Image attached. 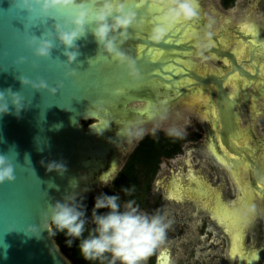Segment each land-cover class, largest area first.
Masks as SVG:
<instances>
[{"label":"water","instance_id":"water-1","mask_svg":"<svg viewBox=\"0 0 264 264\" xmlns=\"http://www.w3.org/2000/svg\"><path fill=\"white\" fill-rule=\"evenodd\" d=\"M85 2L91 8L94 0ZM137 2L126 0V6L150 19L147 7L135 8ZM197 5L198 19L178 23L160 44L148 39L151 25L147 20L142 29H129L130 38L123 50L136 59L143 76L140 82L133 83L117 62L99 52L90 31L92 24L87 26L86 37L76 41L80 54L71 66L66 63L64 48L55 39L49 58L36 56L28 41L33 35L52 39L49 34L55 32L53 25H63L66 13L58 10L44 14L38 5L29 12L22 0H0V91L11 88L20 92L25 101L19 115L12 105L9 113L0 114V153L14 158L16 164L15 181L0 184V264H72L57 245L50 224L38 237L26 234L28 226L39 227L42 213L66 195L75 193L77 199L91 193L94 185L101 184L102 174L111 180L118 170V147L126 138L117 137L120 127L133 121L143 124L153 120L148 115L153 105L163 101L168 110L180 101V95L198 84L206 92L208 85L215 88L208 94L221 127L229 128L226 147L251 164L255 161L232 141L237 117L234 104L240 99L233 102L224 82L234 71L248 79L242 98L254 81H264V37L250 23L214 32L205 21L200 0ZM225 32L238 34L249 44L246 63L256 67L255 76L237 61L232 50L219 48ZM201 43L207 46L198 47ZM194 52L222 59L229 70L205 76L194 73L189 64V54ZM21 57L25 58L24 63H19ZM72 69L77 74L68 76ZM20 76L33 81L43 79L58 92L53 95L48 90L34 91L21 84ZM116 89H124L123 94L116 95ZM136 103L144 104L143 109L133 107ZM97 104L103 110L95 109ZM201 109L208 107L203 105ZM109 119L114 121L103 135L91 130L93 121L102 126ZM11 146H15L18 160L15 152L9 150ZM51 161L63 162L67 171L63 175L48 172L46 165ZM258 181L264 183L261 172Z\"/></svg>","mask_w":264,"mask_h":264},{"label":"clouds","instance_id":"clouds-1","mask_svg":"<svg viewBox=\"0 0 264 264\" xmlns=\"http://www.w3.org/2000/svg\"><path fill=\"white\" fill-rule=\"evenodd\" d=\"M22 5L29 12L34 11V5H38L44 14L58 10L66 13L63 25L60 23L53 25L55 32L49 34L52 39L33 35L28 41V46L34 48L36 56L49 58L54 49L52 41L55 39L64 48L66 63L71 66L80 54L76 41L86 37L89 31L87 26L92 24L90 31L99 46V52L117 62L118 67L127 72L133 83L140 82L143 76L136 59L123 50V45L130 38L129 29H142L147 20L151 25L148 39L160 44L165 42L178 23H192L199 16L197 0H138L135 8L147 7L150 19L142 15L138 16L137 11L126 6V0H94L91 8L86 5L85 0H22ZM197 46L207 45L201 43ZM24 62L25 58L21 57L19 63ZM76 74L75 69L67 73L68 76ZM18 79L23 86H31L34 91L48 90L53 95L58 92V88H50L43 79L33 81L23 76ZM60 87H63L62 83ZM123 92L124 89L115 90L116 95H122ZM10 105L15 107V114L19 115L25 107L20 92H13L11 88L0 91V114L9 113ZM94 108L103 110L100 104L95 105ZM148 115L154 122L153 131L157 130L168 118L165 102L160 101L157 105H153ZM113 121L109 119L102 126L93 121L90 128L95 134L103 135L105 131L110 130ZM165 131L174 138H183L185 134L183 129L175 126ZM145 134L146 130L141 122L133 121L121 126L117 137L123 135L133 140L141 139ZM9 150L15 152V160H18L15 146H11ZM25 158L31 163L29 156L26 155ZM44 163L42 160L41 164ZM15 168L14 158L0 153V184L15 181ZM46 168L48 172L55 171L60 175L67 171L66 165L57 161L47 163ZM104 177L105 173L100 177V181L106 186L109 181ZM52 185L58 187L54 183ZM122 191L131 194L128 188H122ZM76 197L75 193L69 194L63 198V201L58 200L51 204L48 210L42 213L41 225L39 227L29 225L26 234L38 237L43 230H48L46 225L50 224L54 232L65 234L68 247L79 241L78 248L85 260H102L106 255H110V264H146L149 257L165 243L167 231L171 226V221H168L166 216L159 212L155 214L141 212L138 207L133 206V201L125 202L122 206L119 195L105 193L95 197L91 212L93 227L88 230V235L85 237L88 223L86 207L82 202H78ZM102 209L108 211L101 213ZM252 211L254 209H248L245 215Z\"/></svg>","mask_w":264,"mask_h":264},{"label":"flooded vegetation","instance_id":"flooded-vegetation-1","mask_svg":"<svg viewBox=\"0 0 264 264\" xmlns=\"http://www.w3.org/2000/svg\"><path fill=\"white\" fill-rule=\"evenodd\" d=\"M221 4L225 7L223 0ZM261 96L264 94H260L257 86L255 101ZM256 113L253 115H258ZM203 115L207 119L205 127L207 142L191 146V148L187 147L188 143L203 139L201 128L197 129L195 126L187 128L191 131L189 134L192 135L187 138L184 136L183 138L171 137L164 130L148 133L138 141L109 186H113L117 176L139 145L148 138L154 140L157 153L150 161L136 167V175L133 176L134 180L131 182V187L135 188L132 201L133 206L138 207L141 212L148 214L159 212L166 216V219L171 221V226L167 231L165 243L149 257L146 264H231V236L224 224L218 221L213 207L221 210L227 206L232 208L237 204L243 192L229 165L222 159L220 146L215 142L218 138L228 153L229 150L224 141L227 140L226 135L229 128L221 127L218 119L215 122L217 124L214 125L206 114ZM262 127L264 129V125ZM250 129L255 137L253 138L255 143L252 146L258 148L262 159L264 148H259V146H264V140L257 137L253 128ZM244 144L241 143V145ZM157 155L158 159L155 158ZM181 155H185L181 165L170 168L173 161ZM261 159L251 164L254 168L251 167L249 172L243 171V179L246 173L249 174L248 181L254 186L260 175ZM214 161L219 163L226 176L231 177L236 190L227 187L228 191H226L218 187L221 177L216 172ZM207 191L212 199L209 204L203 202L202 198L208 195ZM230 197H234V202H231ZM124 203L121 201L122 206ZM261 214L262 209L257 206L255 214L244 228L243 249L234 257L236 264H264V220L260 217ZM249 238L253 241L252 244H249Z\"/></svg>","mask_w":264,"mask_h":264},{"label":"rangeland","instance_id":"rangeland-1","mask_svg":"<svg viewBox=\"0 0 264 264\" xmlns=\"http://www.w3.org/2000/svg\"><path fill=\"white\" fill-rule=\"evenodd\" d=\"M200 2L205 21L212 31H221L227 22H229L230 28L239 24L251 22L258 27L264 37V0H235L234 6L228 9L222 6L221 0H200ZM239 45V42L234 39L230 40L229 42L230 49H234ZM189 57L192 59V61H195L197 63V71L221 73L228 70V64L225 61H223L222 59H217L212 55H202L194 52L190 54ZM234 89L235 84L229 83L227 86V90L229 92H232ZM249 90L252 92L251 99H254V95L257 92V84H254ZM201 92L202 95L207 97L206 99L200 97L198 92L196 93V97H194V95H187L183 100L175 102V104H173L167 110V120L164 121L157 130L165 131V129L175 126L183 129L185 131L184 137L187 138L192 136L191 134H189L191 131L187 130V128L195 126L197 127V129L201 128V131L203 132V139L201 141L196 139V142L188 143L187 147L191 148V146L194 147L198 144L207 142L205 132L207 119L203 115L204 109H201V106L205 105V103L207 102H210L212 98L209 96V94L205 93V91L202 90ZM195 100L198 102L197 104L189 103L194 102ZM256 103L259 110V112L256 113L258 114L256 116L253 115V113L250 111L249 105L245 104L244 102H242L241 106L237 110L242 116L241 125L246 128H253L257 137L261 140H264V129L262 127L264 125V96H261L258 100H256ZM133 107L143 109L144 104L136 103L133 105ZM141 125L145 128L146 134L154 132L153 120L145 122ZM139 140L140 139L129 140L127 137L124 138V140L121 142V146L118 147V170L113 173L111 180H108L109 183L106 186L102 183L100 185H94L93 190L89 194H97L111 185L113 179L120 171V169L124 166L128 156L133 151ZM250 142L252 145H254L255 140L253 138H250ZM184 159L185 155H181L173 161L170 168L180 166L181 162H183ZM214 164L216 165V172H218L219 177H221V181L218 187L223 188L226 191H228L227 187L232 188V190H236V186H234L231 177L225 175L219 163L214 161ZM244 177L245 180L250 179V175L247 173L246 175H244ZM229 199L231 200V202H234V197H230ZM256 202L257 206L262 209V214L260 215V217L264 220V197L258 198ZM252 243L253 241L249 238V244Z\"/></svg>","mask_w":264,"mask_h":264},{"label":"bare ground","instance_id":"bare-ground-1","mask_svg":"<svg viewBox=\"0 0 264 264\" xmlns=\"http://www.w3.org/2000/svg\"><path fill=\"white\" fill-rule=\"evenodd\" d=\"M250 23L253 25L258 32L261 34V31L258 29V27L255 24H252L251 22H246ZM235 27V26H234ZM230 29L229 27V22H227L224 27L222 28L221 31ZM220 32V31H219ZM262 35V34H261ZM263 36V35H262ZM237 40L239 42V46H237L234 49L229 48V42L230 40ZM219 48L222 51H233L235 54V57L237 61H240V64L245 67L246 70H248L252 76H255V69L256 67L252 65H249L248 62V56L250 53V46L249 44L245 41L244 38L239 36L238 34L231 33V32H225L224 34L221 35L220 42H219ZM190 55V54H189ZM245 61V62H244ZM189 64L194 73H197L201 76H205L206 74H220V73H215V72H200L197 71L198 69L197 63L195 61H192V59L189 57ZM249 65V66H248ZM229 83L235 84V89L232 92H229L227 90V86ZM249 83V80L246 79L245 77L240 76L237 71H234L230 76L225 80L224 86L226 90L229 92V97L236 102L235 105V112L237 113V117H234V126H233V132H232V141L233 143L243 151L247 152L250 154L255 161L259 162L260 156L258 153V148H255L252 146L250 142V138H254V135L252 133V129L250 128H243L241 125L242 121V116L237 110L242 102H245L246 104L249 105L250 111L254 114L258 111V105L255 101V99H251L252 92L249 90L254 84H257L260 94H264V81H254L245 91L244 94L241 98L242 95V90L243 88ZM208 91L204 89L203 86L200 84L188 89L185 91L182 95H180L177 99L178 100H183L185 96L187 95H194V97L197 96L196 93L199 92V96L206 99L207 97L202 95V90L205 91V93L208 94V92H214V87L212 85L206 86ZM202 89V90H201ZM176 99V101H177ZM175 101V100H174ZM173 101V102H174ZM193 104H197L198 102L195 100L194 102H189ZM205 105L208 107V110L203 111V114H206L211 122H215V119L217 120L216 113H215V107L211 102L205 103ZM169 106V105H168ZM201 106V105H200ZM215 136L217 134L214 132ZM217 138V137H216ZM218 146H220L221 151H222V159L227 162L229 165V168L231 171L234 173V176L239 182V186L243 194L239 198V201L234 207L227 206V208L224 209H218L217 207H213L215 210V216L218 217V221L222 224H224L225 229L227 232H229L231 236V264H236L234 262V257L236 254L241 253V249H243V239H244V228L249 224V221L253 217L256 211V199L258 197L263 198L264 197V183H260L257 181L256 186H254L250 181L243 179V171L244 172H249L250 168L252 167L251 162L240 155H237L235 153H232L229 149V152L225 150V148L221 145V142L218 140L215 141ZM245 143L244 145H241V143ZM259 148H264V146H259ZM262 165L260 167V172L264 175V153L262 154ZM253 168V167H252ZM208 192V191H207ZM258 195V196H257ZM203 198V202L205 201L206 203H210L212 200L210 198V194L208 192V195ZM226 207V206H225ZM254 209L251 213L245 215V212L248 209Z\"/></svg>","mask_w":264,"mask_h":264},{"label":"trees","instance_id":"trees-1","mask_svg":"<svg viewBox=\"0 0 264 264\" xmlns=\"http://www.w3.org/2000/svg\"><path fill=\"white\" fill-rule=\"evenodd\" d=\"M235 0H223V5L226 8H231L234 5ZM157 147L155 144V141L151 138H148L147 140H144L135 153L131 156V158L127 161L125 167L123 170L119 173L117 176L115 182L113 183L112 187H107L102 192L96 194V195H86L83 197L77 198L78 202H82L86 207L87 217H88V223L86 224V231H85V237L88 235V230H90L93 225L91 223V212L92 208L95 204V197L100 195L101 193H105L108 195H119L121 201L128 202L132 201L134 198L135 188L131 187V182L134 180L133 176L136 175V167L138 165H144L146 162L150 161L155 153H157ZM158 159V155L155 157ZM122 188H128L131 190V194H125L124 191H122ZM108 211L107 209L100 210L101 213ZM53 229V227H52ZM53 237L59 246L61 252L69 258L73 264H110L111 256L106 255L105 258L102 260H96V261H88L83 258L81 255L78 244L79 241H75L73 243L72 247H68L66 244L67 237L64 233L60 232H54L53 230Z\"/></svg>","mask_w":264,"mask_h":264},{"label":"snow or ice","instance_id":"snow-or-ice-1","mask_svg":"<svg viewBox=\"0 0 264 264\" xmlns=\"http://www.w3.org/2000/svg\"><path fill=\"white\" fill-rule=\"evenodd\" d=\"M213 151L215 152V148L213 147Z\"/></svg>","mask_w":264,"mask_h":264}]
</instances>
